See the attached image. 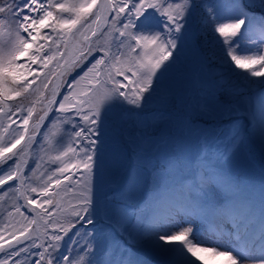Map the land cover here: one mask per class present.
<instances>
[{"label":"snow or ice","instance_id":"snow-or-ice-1","mask_svg":"<svg viewBox=\"0 0 264 264\" xmlns=\"http://www.w3.org/2000/svg\"><path fill=\"white\" fill-rule=\"evenodd\" d=\"M197 7L212 23L223 49L222 66L239 69L243 80L242 87H233L218 71L213 75L219 79L201 81L217 103L225 94L231 97L220 105L237 118L225 139L232 147L239 144V126L246 120L264 143V0H0V208L11 200L14 209L7 213L9 223L0 222V264H140L132 248L151 251L163 264H264V186L257 192L223 178L211 156L199 151L181 157L161 156L158 150L157 164L131 173L134 187L144 172L150 183L145 180L139 204H126L116 221L126 243L111 238L109 244L110 237H101L99 230L80 231L85 225L95 229L91 178L103 175L111 146L126 137L133 144L146 139L154 127L148 114L166 111L177 100L167 81L180 71L186 49L200 47ZM216 59L213 53L208 62ZM53 61L63 71L49 69ZM77 68L81 71L72 80L65 79ZM43 70L48 71L42 78ZM57 75L59 87L46 98L30 135L36 105ZM212 107L205 103L201 111ZM16 113L22 123L13 128ZM57 122V155L37 175L43 159L38 154L47 151L48 133ZM30 150L37 155L28 167ZM78 185L83 190L76 203L65 206L63 196ZM134 198L130 193L128 199ZM16 214L26 222L19 229L11 223ZM41 232L47 247L35 242ZM25 241L32 243L21 246ZM22 253L23 259H16Z\"/></svg>","mask_w":264,"mask_h":264},{"label":"rangeland","instance_id":"rangeland-1","mask_svg":"<svg viewBox=\"0 0 264 264\" xmlns=\"http://www.w3.org/2000/svg\"><path fill=\"white\" fill-rule=\"evenodd\" d=\"M251 11H259V9H250ZM194 25L200 38V47L198 49H186V56L184 57L183 64L180 71H175L169 75L167 83L174 87L178 93L177 100L170 104L166 111L150 112L147 119L151 121L154 127L148 129V137L144 140H138L135 144L128 142L129 138H125L124 141L113 144L108 153L107 164L104 173L100 177L93 176L91 178V195L93 202L97 208V214L93 217L97 221L95 229L91 225H85V228H81V234L85 230H89L93 234H96V230H99L101 237H110L108 243L111 244L114 238L116 243L124 241L120 235L122 231L117 224L121 211L125 208V205H138L141 199L142 193L145 192V180L150 183V178L147 172H144V179L141 180L139 186H133L130 175L137 167L143 170L144 166L150 169L153 164H157V152L159 150L160 155L163 153H174L182 157L183 152H196L200 154H208L212 158V162L217 165L219 170L224 174L223 178L230 179L234 182H238L243 185H248L259 191L261 186H264V143H262L255 134L249 130V125L246 120H242L239 131L241 135V141L235 147H232L226 141V137L229 135L236 117H229L223 108L220 106L230 102L231 97L227 94L224 95V99L217 103L214 100L212 91L206 84H202L201 81L212 79H219V77L213 74L218 71H223L225 75L232 82L233 87H242L243 80L239 74L240 70H233L228 65L222 66L224 59L223 49L221 45L216 41V38L212 31V23L208 20L206 13L202 7H197L194 16ZM43 34V33H42ZM39 39V37H38ZM43 42V41H41ZM51 43V42H49ZM103 43V41H101ZM31 51V50H30ZM216 56V62L209 63L208 58L213 55ZM94 56L102 55V53H94ZM20 61L26 60V57H20ZM92 57H89L91 60ZM56 61H53L49 65V69H52L59 73L62 69L55 68ZM66 66V65H65ZM87 66V62L85 67ZM35 70H40L39 66L34 65ZM48 70H43L41 75L47 74ZM81 69L77 68L67 75L65 79L72 80ZM57 77H50L51 83L48 89L44 93V97L41 98L43 103L36 105V111L33 115V119L29 122V134L32 133V125L36 121V116L40 114V109L47 103V97L50 96L54 87L59 84ZM30 78V77H29ZM32 78V77H31ZM257 79V78H253ZM39 80L36 81L38 85ZM85 83L81 82L80 87H85ZM35 87V85H34ZM64 88L60 89L61 96L64 94ZM254 95V93H250ZM33 99H36L34 96ZM58 99V98H57ZM60 99V97H59ZM58 99V101H59ZM19 102V98L17 101ZM13 102V103H15ZM27 104V101H24ZM211 104L212 109L205 113L201 111V107L205 104ZM128 107H131L130 105ZM153 108H157L158 105H152ZM55 113V109L50 112L47 120L45 121V127H48V121L52 120ZM11 115V114H9ZM12 119L16 121L12 127L15 128L17 124L22 123L21 114L16 113L12 116ZM167 124V127L165 126ZM67 128V125L63 126ZM132 125L129 124L131 129ZM61 125L57 122L51 127L48 133L47 142L45 143L46 152H41L38 155L42 156L40 160L41 168L38 170L44 171L48 167L47 161L50 157L57 155L56 148L59 147L57 140L60 136ZM44 131V127L41 128V132ZM227 131V135L221 138L223 132ZM40 137H37L39 140ZM21 145L17 147H22ZM35 145L33 146V149ZM207 150V152H206ZM15 151V149H14ZM37 153L30 150V158L28 160V167L32 166L33 159L36 158ZM28 167L24 169L25 174H28ZM52 168L56 167L55 164L51 165ZM76 179V177H73ZM87 179V178H86ZM13 183V182H9ZM26 183H31L28 181ZM67 183V182H66ZM83 190L81 186H76L72 192H68L63 196V202L67 206L68 201L72 204L76 203V196L79 191ZM23 191V189H22ZM135 193L134 199H128L130 193ZM11 195V194H10ZM29 195L35 196V194L29 193ZM23 204V198L18 201ZM12 201L8 200L7 203L0 208V222L9 223L7 217L8 211H14L11 207ZM129 211L134 210L129 207ZM23 211V209H22ZM11 223L16 225L19 229L21 224L26 223L18 214L11 218ZM197 226L203 228V225ZM80 226L77 225V228ZM36 225H33V229ZM76 229H72L75 231ZM49 235L52 233V229L48 230ZM63 235V233H60ZM72 232H69L71 235ZM5 237L8 238L7 232ZM37 244L43 242L47 247L48 238L45 237L42 232L34 237ZM67 239V237H65ZM205 239L211 240L212 236L205 233ZM32 243L28 241L21 246H27ZM63 243V242H62ZM225 248L230 245L226 241H222ZM131 247V245H129ZM43 249H33L32 251H42ZM63 250V249H61ZM135 253V258L140 261V264H163L162 260L158 258L151 251L144 248H132ZM51 251V249H49ZM25 254H21L16 259H23ZM38 257L30 256L31 259Z\"/></svg>","mask_w":264,"mask_h":264},{"label":"water","instance_id":"water-1","mask_svg":"<svg viewBox=\"0 0 264 264\" xmlns=\"http://www.w3.org/2000/svg\"><path fill=\"white\" fill-rule=\"evenodd\" d=\"M92 39L95 40L96 38L93 37ZM65 67H67V66H65ZM62 71H63V69H62ZM59 79H60V78H59ZM57 98H59V96H58ZM57 100H58V99H57ZM166 127H167V124H166ZM226 134H227V131H225V132L222 134L221 138H223L224 136H226ZM21 239H23V237H21ZM25 242H26V241H25ZM25 242H24V243H25ZM13 243H15V242L13 241Z\"/></svg>","mask_w":264,"mask_h":264},{"label":"trees","instance_id":"trees-1","mask_svg":"<svg viewBox=\"0 0 264 264\" xmlns=\"http://www.w3.org/2000/svg\"><path fill=\"white\" fill-rule=\"evenodd\" d=\"M29 79H32L31 77Z\"/></svg>","mask_w":264,"mask_h":264}]
</instances>
